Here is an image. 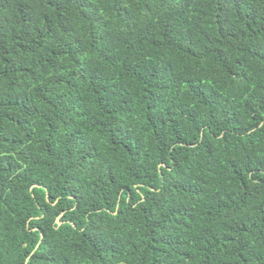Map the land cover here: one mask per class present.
Returning <instances> with one entry per match:
<instances>
[{"label": "trees", "instance_id": "1", "mask_svg": "<svg viewBox=\"0 0 264 264\" xmlns=\"http://www.w3.org/2000/svg\"><path fill=\"white\" fill-rule=\"evenodd\" d=\"M0 264H264V0H0Z\"/></svg>", "mask_w": 264, "mask_h": 264}]
</instances>
